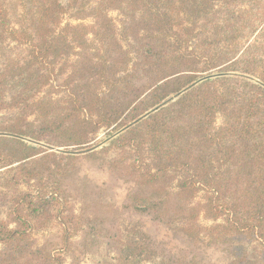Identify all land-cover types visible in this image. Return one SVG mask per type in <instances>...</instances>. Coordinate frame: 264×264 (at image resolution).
<instances>
[{
    "label": "trees",
    "instance_id": "trees-1",
    "mask_svg": "<svg viewBox=\"0 0 264 264\" xmlns=\"http://www.w3.org/2000/svg\"><path fill=\"white\" fill-rule=\"evenodd\" d=\"M5 110L0 165L15 167L3 188L30 184L58 155L28 142L79 151L118 132L139 177L126 208L190 240H257L264 254V0H0ZM17 193L0 264H62L63 222L60 246L33 238L56 193ZM122 236L120 264L151 261L140 225Z\"/></svg>",
    "mask_w": 264,
    "mask_h": 264
},
{
    "label": "rangeland",
    "instance_id": "rangeland-1",
    "mask_svg": "<svg viewBox=\"0 0 264 264\" xmlns=\"http://www.w3.org/2000/svg\"><path fill=\"white\" fill-rule=\"evenodd\" d=\"M116 15L112 13V16ZM10 114L5 110L0 112V117ZM222 121V117H218L219 125ZM117 133L102 129L96 136H91V146L79 151L74 147L56 148L28 142L41 152L40 155L43 151L58 155L49 158L48 165L38 170L37 179L30 184L7 189L3 186L12 177L10 169L15 166L0 165V222L10 219L11 198L16 195L15 191L56 193L58 200L51 208V223L44 231H35L33 238L40 247L46 242L60 246L66 228L70 240L60 249L62 264H120L124 229L138 225L143 228L148 246L149 254L144 256L151 258L141 264H264V254L257 240L251 243L249 238H238L216 243L215 239L203 235L190 240L178 231L177 225L167 224L166 217L126 208L130 206L129 197L135 191L139 177L130 169L132 154L113 145ZM90 149L94 150L89 152ZM67 152H72L75 157H68ZM41 157H36L35 161ZM39 179L41 181L37 182ZM200 222L203 227L215 225L203 216ZM241 251L245 257L238 258Z\"/></svg>",
    "mask_w": 264,
    "mask_h": 264
}]
</instances>
